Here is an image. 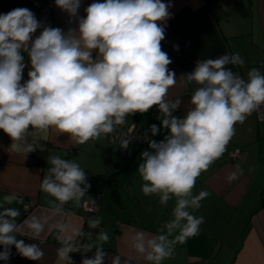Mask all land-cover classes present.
Returning a JSON list of instances; mask_svg holds the SVG:
<instances>
[{
    "label": "clouds",
    "instance_id": "obj_1",
    "mask_svg": "<svg viewBox=\"0 0 264 264\" xmlns=\"http://www.w3.org/2000/svg\"><path fill=\"white\" fill-rule=\"evenodd\" d=\"M76 27L67 31L39 21L28 8H14L0 13V130L20 145L25 154L35 150L32 130L67 133L76 144L99 139L122 125L129 115L146 113L153 107L160 113V125L149 127L151 137L167 129L157 141L146 136L148 149L140 154L137 166L145 196L155 195L161 205L174 200L171 219L161 224L156 234L136 232L132 247L146 264H163L173 256L177 244L199 234L203 216L194 213L208 196L193 193L197 178L226 150L235 135V125L243 124L253 111L264 105V73L258 68L247 72V79L226 66L244 65L239 53L223 54L215 59L197 60L194 68L183 74L185 86L195 83L190 107L175 115L180 99H168L177 84L172 63L162 50L166 21L172 14L171 0H94L79 15L81 0H54ZM39 35H35L37 30ZM179 50L178 45H174ZM27 53L28 63L25 62ZM30 65V67H29ZM29 67L28 79L24 69ZM130 140H122L127 149ZM50 167L40 189L63 205L79 203L89 188L87 174L73 160L60 156L48 158ZM236 178L231 173L227 179ZM0 203V260L5 264L16 252L32 261H40L44 251L38 243H26L15 218L17 209L4 207L17 201L10 193ZM59 207V206H58ZM101 221H89L92 228ZM47 217L33 216L25 227L33 239L39 237ZM65 231L64 224L56 225ZM67 237L60 257L74 264L69 253L78 251ZM107 232L98 235L107 242ZM85 252L92 245H85ZM107 254L97 247L93 255L82 256L81 264H105ZM111 264H128L120 255Z\"/></svg>",
    "mask_w": 264,
    "mask_h": 264
},
{
    "label": "crops",
    "instance_id": "obj_2",
    "mask_svg": "<svg viewBox=\"0 0 264 264\" xmlns=\"http://www.w3.org/2000/svg\"><path fill=\"white\" fill-rule=\"evenodd\" d=\"M94 0H81L80 16L84 8ZM103 2V0H98ZM168 3L169 0H164ZM171 18L166 21L162 50L172 63L168 66L176 74L177 84L169 90L168 99L182 102L175 115L182 116L190 107L189 100L198 85L183 83V74L190 72L197 60L215 59L223 54L239 53L244 65L229 64L226 67L247 79V72L255 67L264 73V0H171ZM14 8H28L46 25L63 30L76 27L69 23L67 13L61 11L54 0H0V13ZM39 29L35 35H39ZM179 46V50L174 49ZM25 62L28 63L27 53ZM30 67V65H29ZM29 67L24 69L28 79ZM264 105L253 111L243 124H236L235 135L227 144L223 155L215 160L197 178L194 194L201 190L208 196L201 201L196 216H203L199 234L186 243L177 244L171 258L163 264H264ZM160 113L153 107L146 113L126 117V124L137 123L149 132L152 124L160 125ZM167 129L151 137L163 139ZM35 150L25 154L20 145L11 146L12 139L0 130V203L4 196L13 193L17 201L4 204L19 211L15 218L26 243H38L44 251L40 261L29 260L11 249L7 264H66L60 257L63 241L71 236L82 238L85 197L102 193V206L98 217L103 226L91 237L92 255L102 247L111 257L120 255L128 264H146L132 247L131 237L136 232L156 234L159 226L171 219L174 200L167 206L159 203L158 196H145L137 166L144 148L131 147L120 153L110 134L85 144H76L67 133L38 132L32 130ZM151 135V133L149 132ZM236 153V155H232ZM50 156L73 160L87 174L88 190L79 203L69 201L59 205L54 197L40 189L43 177L48 173ZM235 173L231 182L227 177ZM28 206L27 208H24ZM59 206V207H58ZM33 216L47 217V224L39 237L33 239L25 227V221ZM65 225V231L56 227ZM107 232V242H100L98 235ZM2 250V246H0ZM74 264L77 252L69 253ZM0 264L5 261L0 260Z\"/></svg>",
    "mask_w": 264,
    "mask_h": 264
},
{
    "label": "built area",
    "instance_id": "obj_3",
    "mask_svg": "<svg viewBox=\"0 0 264 264\" xmlns=\"http://www.w3.org/2000/svg\"><path fill=\"white\" fill-rule=\"evenodd\" d=\"M57 27H60L61 29L64 28L63 23L58 24ZM264 114L262 113V116ZM151 137L149 132L144 130L141 125L137 123H131L126 124L124 122L122 125H117L114 129V131L110 134V140L117 144L119 148V152L123 153L126 152L131 147H138V148H144L148 146V143L146 142V136ZM130 140V143L128 145L127 149L121 148V141L122 140ZM232 155H236V153H232ZM102 193H96L93 195H89L85 197L82 201V209L84 211V226H83V234L82 238L78 240L71 241L73 247L75 249H78L77 256H76V263L81 264L82 256H91L92 254L90 252H85V245H89V241L92 237V235L97 231L103 228L102 224L98 227L92 228L89 226V221L94 218H99L98 214L102 206ZM28 206L25 205L24 208H27Z\"/></svg>",
    "mask_w": 264,
    "mask_h": 264
},
{
    "label": "trees",
    "instance_id": "obj_4",
    "mask_svg": "<svg viewBox=\"0 0 264 264\" xmlns=\"http://www.w3.org/2000/svg\"><path fill=\"white\" fill-rule=\"evenodd\" d=\"M84 218V217H83Z\"/></svg>",
    "mask_w": 264,
    "mask_h": 264
}]
</instances>
